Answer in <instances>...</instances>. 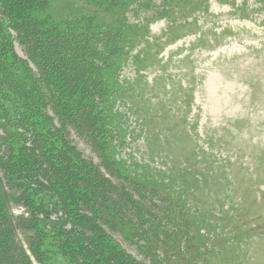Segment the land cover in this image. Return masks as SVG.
Returning a JSON list of instances; mask_svg holds the SVG:
<instances>
[{"label": "rangeland", "instance_id": "374dc122", "mask_svg": "<svg viewBox=\"0 0 264 264\" xmlns=\"http://www.w3.org/2000/svg\"><path fill=\"white\" fill-rule=\"evenodd\" d=\"M188 8L173 7L166 18L91 0H49L44 14L60 25L89 17L111 29L125 21V53L108 72L104 107L116 137L106 158L165 200L159 217L187 219L201 255L221 249L224 264H264V0H199ZM11 33L14 51L27 60ZM69 139L100 163L88 142L73 132ZM4 150L0 140V159ZM0 180L3 202L18 221L24 210L10 201L16 197L1 172ZM105 228L127 253L149 263L143 241L132 240L123 225ZM15 233L26 246L22 232ZM49 253L41 260L58 264Z\"/></svg>", "mask_w": 264, "mask_h": 264}, {"label": "trees", "instance_id": "16d2710c", "mask_svg": "<svg viewBox=\"0 0 264 264\" xmlns=\"http://www.w3.org/2000/svg\"><path fill=\"white\" fill-rule=\"evenodd\" d=\"M91 1L167 18L173 7L182 13L199 0ZM48 3L0 0V140L7 146L0 172L15 194L10 201L25 213L12 221L0 180V264H45L49 252L58 264H144L105 228L121 225L132 240L143 241L148 264H224L223 250L201 255L187 219L159 217L165 200L121 175L105 156L116 137L104 107L111 94L108 72L125 53V21L111 29L89 17L60 25L44 14ZM11 29L27 60L14 51ZM71 132L93 147L100 163L71 144Z\"/></svg>", "mask_w": 264, "mask_h": 264}]
</instances>
